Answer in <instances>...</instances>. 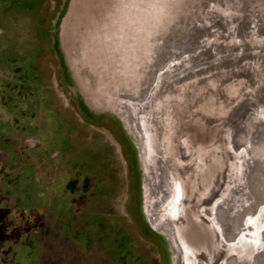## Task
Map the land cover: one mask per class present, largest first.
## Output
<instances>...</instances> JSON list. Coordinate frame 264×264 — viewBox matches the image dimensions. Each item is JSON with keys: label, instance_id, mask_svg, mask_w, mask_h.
Wrapping results in <instances>:
<instances>
[{"label": "rangeland", "instance_id": "374dc122", "mask_svg": "<svg viewBox=\"0 0 264 264\" xmlns=\"http://www.w3.org/2000/svg\"><path fill=\"white\" fill-rule=\"evenodd\" d=\"M0 264H264V0H0Z\"/></svg>", "mask_w": 264, "mask_h": 264}, {"label": "bare ground", "instance_id": "6f19581e", "mask_svg": "<svg viewBox=\"0 0 264 264\" xmlns=\"http://www.w3.org/2000/svg\"><path fill=\"white\" fill-rule=\"evenodd\" d=\"M74 12V6H72L71 7V13H73ZM126 34H127V32H126ZM97 50V49H96ZM95 50V52L93 51L92 53H98L97 51ZM93 55V54H92ZM99 55V54H98ZM98 57V56H97ZM146 201H148L147 199H146ZM174 201L175 202H171L170 204H169V206H168V212L167 213H169V214H172V212L174 211L173 209H175L177 206V204H178V201L174 198ZM144 209H145V212H147L148 211V209H147V205L145 204V202H144ZM155 222H157V221H155ZM240 253V252H239Z\"/></svg>", "mask_w": 264, "mask_h": 264}]
</instances>
